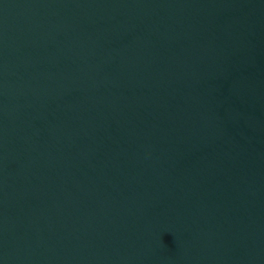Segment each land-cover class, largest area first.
Instances as JSON below:
<instances>
[{
	"label": "water",
	"instance_id": "1",
	"mask_svg": "<svg viewBox=\"0 0 264 264\" xmlns=\"http://www.w3.org/2000/svg\"><path fill=\"white\" fill-rule=\"evenodd\" d=\"M0 264H264V0H0Z\"/></svg>",
	"mask_w": 264,
	"mask_h": 264
}]
</instances>
